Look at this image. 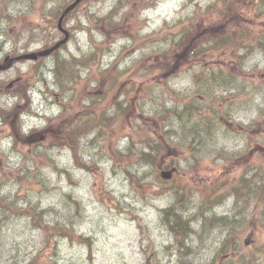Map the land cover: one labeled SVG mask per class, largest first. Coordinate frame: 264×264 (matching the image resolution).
Instances as JSON below:
<instances>
[{
  "label": "rangeland",
  "instance_id": "374dc122",
  "mask_svg": "<svg viewBox=\"0 0 264 264\" xmlns=\"http://www.w3.org/2000/svg\"><path fill=\"white\" fill-rule=\"evenodd\" d=\"M37 1L39 6L41 0ZM215 1L100 0L86 5L76 14L79 23L70 20L68 26H72L73 35L65 47L52 55L53 57L35 62H20L0 74V77L7 79L9 83L23 79L29 82L34 113L22 116L24 130L27 132L33 127L42 128L46 116L57 115L64 108L70 113L77 112L82 104H91L102 95L108 108L105 116L114 115L117 110L111 106L112 98L114 95L118 100L123 98L121 93L124 88L120 87L124 81L121 80L111 87V76L94 74L93 69L98 67L100 71H113L117 64L119 67L121 64H129L138 59L142 52H147L152 47L164 46L165 42L156 44L155 41H145V38L162 32L163 26L173 25ZM26 2L12 0L7 4L12 18L0 19V55L9 51L24 53L22 46L26 40L29 51L44 46L42 39L32 41L31 32L37 28L45 29L50 18L45 19L40 12L29 10ZM42 3L48 6L47 9H51L58 6L60 1L54 0L51 4L45 0ZM250 5L252 6L242 8L255 7L254 4ZM169 17H173L174 22L170 23ZM157 20L160 21L159 24H156ZM102 24L110 26L105 28ZM153 24H156L155 28H152ZM82 25H85L86 29L82 28ZM145 28L151 30L145 32ZM262 28L264 29V24L257 23L255 31ZM51 32L55 34L54 30ZM81 33L85 38L87 50L77 45L74 49V52L78 53L76 55L68 49V45L73 39L78 40V34ZM24 35L29 38L23 41ZM168 39L175 37L170 36ZM184 57L185 55L182 56ZM118 58L122 61L119 60L120 63L115 64ZM56 59L62 62L60 69L63 76L60 80L55 72ZM166 75L170 76L169 80L175 87L186 83L183 79L177 80L182 76L180 73L171 71ZM154 77L158 81L166 80L161 73L155 74ZM260 77H255V81ZM161 84H165L164 81ZM133 91L127 98L123 114H115L117 116L113 118L110 127L111 135L97 134L83 142L81 162L89 165L93 173L79 168L78 165L81 164L75 163L71 150L66 147L50 146L46 143L44 146L14 148L11 139L6 137L8 133L0 132V192L9 195L18 207L36 204L45 210L49 209L48 220L63 221L67 217L73 221L72 237L66 236L58 239L56 244L52 243L50 250L55 249L56 254L52 264L173 263L177 259L178 250L173 233L166 227L164 209L176 204L175 192H184V210L193 203L197 208L209 188L215 189L219 180L226 177L232 179L237 174L233 166L219 169L217 162L208 159L192 167L186 159V152H180L173 145L167 151L179 159V171L173 172L169 180L161 179L158 167L147 165L140 159L139 150L144 145L136 143V133L142 130L152 135L154 130H159L162 126L163 116L158 120L151 117L147 108L149 99L142 100L138 96V92H142L140 89ZM12 101L9 95L0 90V105L10 107ZM56 109H59V112L55 111ZM242 115L243 122L248 123L255 117V112L250 111ZM131 135L134 141L130 138ZM139 139L143 140L141 136ZM244 143L243 137L220 140V144L230 150L240 149ZM35 153L37 157L34 156ZM44 157L49 163L40 160ZM132 179H135V182ZM72 200H77V210ZM45 201L47 206L41 207ZM209 212L232 215L235 207L232 199L228 198L224 204L212 207ZM22 217L7 211V221L2 226L0 222V264H4L6 256L12 264H19V259L15 258H20L23 252L21 244L17 243L13 249L15 256L7 255V246L4 243L6 232L27 236L29 240L35 241L38 249L41 246L39 232L33 229L29 220ZM224 235L225 230L216 229L212 234L205 236L210 238L203 244H200L196 235H191L189 243L198 254H192L193 261L203 262L214 256ZM79 236H82V239ZM248 237V244L255 243V240L251 239L252 236ZM244 239L246 240L247 236ZM259 239L264 241V233L259 235ZM49 252L46 250L45 255ZM24 254L28 255L26 252ZM32 262L34 263L29 260L28 263Z\"/></svg>",
  "mask_w": 264,
  "mask_h": 264
},
{
  "label": "trees",
  "instance_id": "16d2710c",
  "mask_svg": "<svg viewBox=\"0 0 264 264\" xmlns=\"http://www.w3.org/2000/svg\"><path fill=\"white\" fill-rule=\"evenodd\" d=\"M44 1L41 0L38 6L37 0H27L26 7L40 12L45 19L50 18L45 29L37 28L31 32L32 41L42 39L45 48L61 37L56 27L57 19L61 9L72 0H59L60 4L51 9H47L48 6L42 3ZM48 1L51 4L54 2ZM92 1L100 0H84L65 17L64 27L70 23L69 20L79 23L76 14ZM11 2L12 0H0V19L12 18L7 5ZM250 4L255 7L242 8L252 6ZM86 15L91 22L88 13ZM256 21L264 24V0H216L205 9H199L173 25H165L162 32L145 38V41H155L156 44L165 42L164 46L152 47L147 52H142L138 59L132 60L123 68L118 64L113 71H100L95 67L94 74L111 76V87L121 80L124 81L120 87L124 88L121 93L123 100L113 96L111 106L117 111L108 117L105 116L108 108L102 95L91 104H82L77 112L70 113L64 108L57 115H49L45 120L46 126L42 129L33 127L24 132L21 117L34 113L29 82L25 79L16 80L11 85L7 79L0 77V90L13 99L10 107L0 105V132L8 133L6 137L11 139L14 148L44 146L46 143L50 146L66 147L71 150L75 163L82 164V139H88L92 133L93 136L104 133L109 135L113 118L117 116L115 114L123 113L127 98L134 89H140L142 92H138V96L142 100L149 99L147 108L150 116L156 120L163 116L159 130H154L152 135L145 132L138 134L136 140L144 145L139 150L142 161L158 167L159 171L173 169L178 172L179 159L167 151L174 145L180 152H186V159L192 167L208 159L217 162L219 169L233 166L237 170L232 179L226 177L218 181L215 189L209 188L201 199L200 207L196 208L192 202V206L184 210V192H175L176 204L164 209V221L173 233L178 253L175 262L166 264H264V241L259 239V235L264 233V110H256L255 117L244 123L238 118V114L230 113L226 105L217 103L211 95L215 91L222 96L223 89L235 85L237 81L242 90H247L248 84L242 79L239 67L247 57L238 56L236 52L248 48L250 53L259 50V53L264 54V29L255 31ZM102 25L105 28L110 26ZM81 27L86 29L85 25ZM67 28L72 30V26ZM170 36L175 39L169 40ZM27 38L29 36H22L23 41ZM23 44L22 49L28 51L27 40ZM64 47L65 45L60 49ZM133 47L134 44L131 49ZM233 49L236 51H232ZM120 58L116 59L115 64ZM43 59L39 58L38 61ZM61 66L62 62L56 59L55 72L58 80L63 76ZM171 71L180 73L182 76L177 80L183 79L185 85L175 87L169 80L170 76L166 75ZM73 73L77 75L76 72ZM157 73L164 75L166 80L158 81L154 77ZM162 81L165 84H161ZM253 83L258 89L264 87V76L258 81L254 77ZM49 130H53L54 134ZM140 136L143 140L139 139ZM230 137H243L245 143L235 150L220 144L221 139ZM130 138L133 139V136ZM34 156L37 157V154ZM40 160L49 163L45 157ZM78 166L90 169L85 164ZM132 181L135 182V179ZM161 182L166 184L165 181ZM228 198L232 199L235 207L232 215L209 212L212 207L224 204ZM72 203L77 210V200H72ZM23 206L18 207L9 195L0 192L1 226L7 221V211L29 220L41 237V246L30 261H34L32 264L54 263L56 254L55 249L50 250L52 243L56 244L58 239L66 236L72 237L73 221L67 217L63 221L48 220L49 209L45 210L36 204ZM191 210L193 212L190 213ZM216 229L225 230V235L215 255L206 261L194 262L192 254H198L189 243L190 236L196 235L200 244H203L210 238L205 236ZM245 236H252L255 243L247 244L249 238L245 240ZM35 237L38 238L37 234ZM79 238L82 239V236ZM46 250L50 251L47 256ZM17 258L19 259L16 257L15 260Z\"/></svg>",
  "mask_w": 264,
  "mask_h": 264
},
{
  "label": "clouds",
  "instance_id": "9594fccd",
  "mask_svg": "<svg viewBox=\"0 0 264 264\" xmlns=\"http://www.w3.org/2000/svg\"><path fill=\"white\" fill-rule=\"evenodd\" d=\"M175 5H173L174 7ZM127 11V9H125ZM144 15H148V13H144ZM169 22H174L173 17H169ZM160 21L157 20L156 24H159ZM156 24L152 25V28L156 27ZM151 29L145 28L144 31L148 32ZM79 39H73L69 45L68 49L73 51V54L78 55V53L74 52V49L77 45L83 47L85 51L87 50L85 38L83 34H78ZM121 43H126L125 41H121ZM232 51H236L233 49ZM250 50L248 48L240 49L236 54L238 56L247 57L240 64V72L242 73V79L245 80L248 84L247 90H242L239 84V81L233 86L227 87L223 89V95H217L215 91L212 92V99L217 101L219 104H223L227 106V110L230 113L238 114V118H244V115L247 112H255L256 110H264V87L256 88L253 83L254 77L264 76V54L259 53V50L252 51L250 54ZM63 55V53H62ZM227 56V53H226ZM222 59L226 57H221ZM127 63V61L125 62ZM125 65L121 64L120 67L123 68ZM55 111L59 112V109ZM123 144V141L121 142ZM33 203H35V198H33ZM47 206V201L41 205V207ZM91 235L92 233H87ZM25 241H27L25 243ZM4 243L6 244L5 251L8 256H15L14 246L17 243L21 244L23 252L19 258V264H28L29 260L37 254L38 245L35 241L29 240L27 236H18L14 233H5L4 234ZM28 253L25 255L24 253ZM4 264H12V261L7 260V256L5 257Z\"/></svg>",
  "mask_w": 264,
  "mask_h": 264
},
{
  "label": "water",
  "instance_id": "95a60500",
  "mask_svg": "<svg viewBox=\"0 0 264 264\" xmlns=\"http://www.w3.org/2000/svg\"><path fill=\"white\" fill-rule=\"evenodd\" d=\"M82 1L83 0H74L61 13V15L58 19L57 27H58V30L64 34V38L62 40L58 41L52 47L41 50V51L31 52V53L23 54V55L13 57V58L7 57L4 59L3 63L0 64V70L8 69L13 64L14 61L36 60L38 57L47 56V55L53 53L55 50H57L61 45H63L68 39V32L62 27L63 19L67 14H69ZM162 176H163V178L168 179L171 176V172H164V173H162Z\"/></svg>",
  "mask_w": 264,
  "mask_h": 264
}]
</instances>
